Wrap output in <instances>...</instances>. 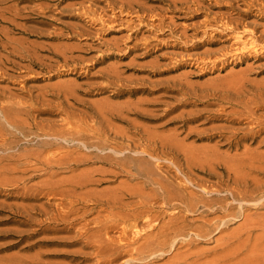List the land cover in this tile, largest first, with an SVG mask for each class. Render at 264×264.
<instances>
[{
  "label": "rangeland",
  "instance_id": "1",
  "mask_svg": "<svg viewBox=\"0 0 264 264\" xmlns=\"http://www.w3.org/2000/svg\"><path fill=\"white\" fill-rule=\"evenodd\" d=\"M128 4L133 9L128 10ZM99 15L105 17V23L98 21ZM223 15L238 19L236 31L218 25ZM243 27L258 35V43H264V0H0V107L12 110L11 117L16 115L12 120L20 124L10 126L0 115L1 133L8 143L0 144V264L124 262L127 256L111 263L108 256L98 254L89 234L81 229L98 214L99 206L87 197L75 198L78 211L59 219L57 211L62 214L69 199L62 195L63 185H49L52 174L51 181L66 179L100 164H78L70 169L75 163L49 166L40 158H26L32 151L50 156L76 149L62 140L38 145L48 138L37 129L63 123L66 115L71 116L72 125L93 124L98 115L95 110L142 99L144 108L150 110V123H143L160 125L158 131L167 134L188 119L179 139L188 129L190 137L182 146L200 149L213 145L214 141L196 139L214 125H243L225 121L224 114L231 110L229 97L242 101L235 109L242 111L254 96L264 94V49L256 54L238 50L235 32ZM244 35L245 39L249 34ZM132 89L137 92L129 93ZM248 108L257 116L264 115V107ZM217 109L223 113L217 112L221 119H210ZM263 137L264 131L259 139ZM79 149L81 155L87 151ZM219 150L228 155L236 152L226 146ZM259 152H264V142ZM109 179L94 189L112 188L125 178ZM48 186L54 188L52 194L47 192ZM81 208H87L86 215ZM241 214L223 234L241 230L245 238L247 230L241 229L245 221L249 228L260 224L244 258L245 264H264V203L251 204ZM91 227L90 223L85 229ZM214 238L197 243L194 251H210ZM258 245L261 250L256 249ZM167 254L152 263H168L172 252ZM136 261L148 264L140 258Z\"/></svg>",
  "mask_w": 264,
  "mask_h": 264
},
{
  "label": "bare ground",
  "instance_id": "2",
  "mask_svg": "<svg viewBox=\"0 0 264 264\" xmlns=\"http://www.w3.org/2000/svg\"><path fill=\"white\" fill-rule=\"evenodd\" d=\"M119 8L123 9V6L120 5ZM131 9L133 7L128 4V10ZM95 18L97 20V17ZM104 18L99 15L98 21L103 23ZM239 24L237 18L233 19L229 15H223L222 21L218 23L223 30L228 29L231 32L236 31ZM243 28L241 32H235L234 41L239 45L238 50L255 54L263 50L264 43H258V35L246 30V27ZM246 33L249 35L244 39ZM128 92L134 93L137 89ZM257 96H254L256 99L250 101L242 111L235 110L242 101L229 97L231 99L227 103L231 110L224 114L225 121L243 125L240 128L212 126L196 140L214 141L213 145L200 149L185 148L184 144L182 146V141L190 137L191 129H188L183 139H179L180 134L184 132L181 131L184 124L189 121L187 118L167 134L158 131L160 125L150 126L143 123L144 121L150 123V110L144 108L146 103L141 99L123 106L95 110L98 115L94 118L93 124L87 123L82 126L81 123L75 126L71 124L69 119L71 116L66 115L63 123L50 124L51 126L46 129L39 127L37 130L40 135L48 139L46 142H37L38 145H48L55 140H62L73 144L71 148L76 149L63 153L54 152L50 156L45 154L42 156V153L32 151L25 156L40 158L49 166L64 164L65 167H70L68 166L70 162L75 163L76 165L70 169H74L78 164H100L70 178L58 180L56 178L55 181H51L54 177L52 174L48 179L49 185H63L65 189L62 195L68 196L69 199V207L62 211V214L57 211L59 219H66L72 211H78L74 207L75 198L87 197L89 201L92 200L94 206H99L98 214L88 222L85 220L81 229L85 230V234H89L97 253L108 256L111 263L119 256H127L121 264H136L135 261L139 258L153 264L157 258H163L171 251L170 257V254H167L170 260L168 263L165 261L166 264H245L247 246L251 242L253 231L256 227L258 229L260 224L256 225L258 222L252 219L251 222L253 221L256 227L249 228L246 226L249 223L246 224L243 218L246 225L243 227L242 224L241 229L247 230L245 238H242L241 230L230 235L223 233L231 222L237 221L241 213L250 209L251 204L264 203V152H259L264 142V137L259 139L264 131V115L257 116L248 108L249 105H254L256 109L264 107V94ZM217 112L220 111L218 109L214 111L210 119H221L222 115ZM11 113L12 110L0 107V115L7 124L13 127L20 126L12 120L16 115H12L14 116L12 118ZM114 122H121L125 126H116ZM3 129L2 126L0 144L6 146L8 143L5 135L1 133ZM225 146L230 151L233 149L236 152L240 149L242 151L233 155H228L227 151L221 153L219 149ZM80 147L87 150L82 155L79 153ZM118 177L125 179L112 188L100 191L94 189L110 182L109 178L116 181ZM46 190L50 194L54 192L51 186ZM219 193L224 194L217 196ZM83 208L82 213L86 215L87 208ZM102 212L108 213L102 216L100 215ZM90 223L93 227L87 231L85 227ZM113 232L117 233L114 237L109 235ZM207 238L208 240L214 238L215 246L210 251H203L200 248L194 251L196 244L204 239L206 241ZM257 238L263 239L259 235ZM256 249L261 250L259 245Z\"/></svg>",
  "mask_w": 264,
  "mask_h": 264
}]
</instances>
